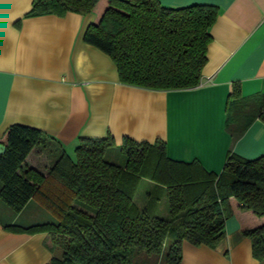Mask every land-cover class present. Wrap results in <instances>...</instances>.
<instances>
[{
	"label": "trees",
	"instance_id": "trees-1",
	"mask_svg": "<svg viewBox=\"0 0 264 264\" xmlns=\"http://www.w3.org/2000/svg\"><path fill=\"white\" fill-rule=\"evenodd\" d=\"M68 13L94 15L84 42L110 57L121 84L172 91L200 86L219 12L204 5L170 9L159 0H33L26 17ZM239 96L234 88L229 99ZM259 119L264 122V105ZM0 145L5 148L0 201L19 214L33 200L55 220L6 229L46 234L50 249L61 251L50 264H134L140 254L181 264L184 242L215 248L224 239L231 199L264 217V155L246 160L230 153L216 175L198 162L169 159L160 140L149 144L126 137L117 147L111 135L81 139L72 158L44 132L13 125ZM35 149L51 161L46 178L24 170ZM115 149L126 158L124 167L106 161ZM143 180L165 190L168 220L138 208L135 197ZM244 235L251 240L253 257L264 264V225Z\"/></svg>",
	"mask_w": 264,
	"mask_h": 264
},
{
	"label": "crops",
	"instance_id": "crops-1",
	"mask_svg": "<svg viewBox=\"0 0 264 264\" xmlns=\"http://www.w3.org/2000/svg\"><path fill=\"white\" fill-rule=\"evenodd\" d=\"M159 1L170 9H218L197 88L155 91L123 85L110 57L84 42L93 14L26 17L33 0H0V138L13 125L31 127L69 156L81 139L111 135L117 147L126 137L149 144L160 140L169 159L198 162L216 175L230 153L246 160L262 157L264 0ZM234 88L240 96L230 100ZM50 167L48 156L35 149L24 170L46 178ZM1 203L0 264H50L57 251L50 249L46 234L6 229L42 224L23 223L29 222L23 215L33 204L42 208L32 200L16 214ZM231 205L219 245L184 242L181 264H263L253 257L244 232L264 225V217L240 209L234 199Z\"/></svg>",
	"mask_w": 264,
	"mask_h": 264
},
{
	"label": "rangeland",
	"instance_id": "rangeland-1",
	"mask_svg": "<svg viewBox=\"0 0 264 264\" xmlns=\"http://www.w3.org/2000/svg\"><path fill=\"white\" fill-rule=\"evenodd\" d=\"M70 155L72 158H74L73 153L70 152ZM105 159L107 162L119 167H124L126 164V158L117 149L109 151ZM149 184L150 183L146 180L141 181L135 197V202L138 208L141 210H148L151 215L168 220L170 218V214L165 192H163L161 189H158L155 185ZM75 205L78 206L79 203H76ZM3 206L5 207L6 205L4 204ZM5 208L10 210L7 206ZM23 218L29 221L27 223L23 222L28 226L32 225L31 223L55 222L51 216L47 215L35 204L25 211ZM0 219H2L1 212ZM32 219L36 220H33L32 222ZM57 252L61 253L60 250ZM134 264H162V262L161 260L146 258L145 255L140 254L137 256V258H135Z\"/></svg>",
	"mask_w": 264,
	"mask_h": 264
},
{
	"label": "water",
	"instance_id": "water-1",
	"mask_svg": "<svg viewBox=\"0 0 264 264\" xmlns=\"http://www.w3.org/2000/svg\"><path fill=\"white\" fill-rule=\"evenodd\" d=\"M4 152H5V148L2 145H0V154H4Z\"/></svg>",
	"mask_w": 264,
	"mask_h": 264
}]
</instances>
